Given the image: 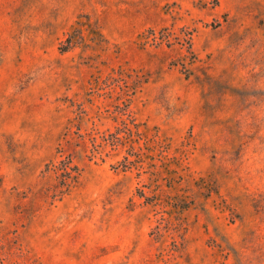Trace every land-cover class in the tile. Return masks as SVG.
<instances>
[{
	"label": "rangeland",
	"instance_id": "374dc122",
	"mask_svg": "<svg viewBox=\"0 0 264 264\" xmlns=\"http://www.w3.org/2000/svg\"><path fill=\"white\" fill-rule=\"evenodd\" d=\"M0 264H264V0H0Z\"/></svg>",
	"mask_w": 264,
	"mask_h": 264
},
{
	"label": "trees",
	"instance_id": "16d2710c",
	"mask_svg": "<svg viewBox=\"0 0 264 264\" xmlns=\"http://www.w3.org/2000/svg\"><path fill=\"white\" fill-rule=\"evenodd\" d=\"M71 164H72V160L71 159H68L67 161L64 162V166L62 167L63 170H65L67 178L68 179H65V181L63 182V191L61 192H66L70 189L71 185H72V182L76 179V175H74L72 173V171L74 170L72 167H71ZM72 169V171H70L69 169Z\"/></svg>",
	"mask_w": 264,
	"mask_h": 264
}]
</instances>
